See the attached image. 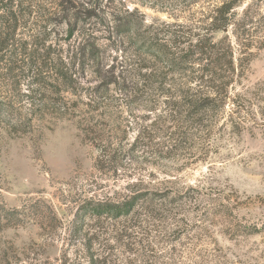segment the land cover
Here are the masks:
<instances>
[{"label":"rangeland","instance_id":"rangeland-1","mask_svg":"<svg viewBox=\"0 0 264 264\" xmlns=\"http://www.w3.org/2000/svg\"><path fill=\"white\" fill-rule=\"evenodd\" d=\"M12 1L0 0V42L13 36L0 45V264H78L88 242L125 264H264V0H234L228 30L213 33L222 0ZM128 21L138 34L119 33ZM166 24L226 36L235 64L250 58L225 110L173 137L185 123H163L162 107L149 111L113 86L103 103L88 98L101 78L92 70L112 58L153 68L145 32L162 38ZM87 35L89 60L76 59L71 77L58 72ZM128 200L132 219L111 221L134 225L123 247L85 206Z\"/></svg>","mask_w":264,"mask_h":264},{"label":"trees","instance_id":"trees-1","mask_svg":"<svg viewBox=\"0 0 264 264\" xmlns=\"http://www.w3.org/2000/svg\"><path fill=\"white\" fill-rule=\"evenodd\" d=\"M11 1L9 0V2ZM233 2L234 0H222L216 4L214 9L215 15L212 16L210 22V31L212 33L228 30L231 25L229 17ZM63 11L69 13L70 8L65 6L63 7ZM126 11L128 12V10ZM128 15L131 17L133 14L129 12ZM124 25H128L129 28L119 33H132L136 35L140 32L139 28L141 25L133 21L128 24L124 23ZM165 26L166 29L163 31L164 35L162 38L157 37L158 30L156 28H152L151 30L148 28L145 32L147 34L145 35L146 38L150 41L146 49L152 54L155 53L151 57V59L155 60L153 68L146 64H138L134 69L127 70L123 64L124 61L114 62L117 61V58H112L111 64H104L99 70H92V73L101 78L98 84L88 91V98H97L99 103L100 101L103 103L106 99H110L108 94L109 87L113 86V90H118L127 97L133 98L137 96L132 102L147 105L149 111L153 112L158 107H162L168 112L161 120L163 123H171L179 119V121L185 123L181 125L183 129H186L189 123L198 128H204L212 118V114H217L219 111L223 112L225 107L229 105V89L235 82V77L239 76L248 65L250 58H248L249 56L243 58V60L241 58L238 62L239 64H235L233 49L226 36L217 40H214L213 36L206 39L203 36L184 30L182 26H175L173 24H166ZM186 33H188L187 36L183 37ZM8 35L6 34L0 42L3 48L12 44L13 36L9 37ZM89 38L90 36L87 35L86 43L72 52L70 56L71 62L68 67L66 65L64 68H61L57 65L56 70L58 72L65 75L68 74L71 77L74 75L72 71L73 67L79 65V62L75 63L76 59L79 61L80 58V62L82 59L89 60L93 49H95L94 43L87 44ZM253 47L252 44L247 43L241 45V49L244 51H249ZM261 47L264 46L259 45L257 48ZM118 49L124 58H126L125 51L120 48ZM156 61H159L160 67L155 66ZM82 64L80 68L87 69ZM133 64L129 63L128 65L131 66ZM238 67L240 68V72L236 73ZM147 69L151 70L148 72ZM104 81L105 83L102 85ZM151 91L162 95L164 100L156 103L154 100L142 98L143 95H148ZM244 119L243 117L242 119L239 118L240 121L236 124L239 130L245 128L243 127ZM144 131L143 129V133ZM143 133H138V139L142 138ZM180 133L186 135L187 129L183 130V132H170L168 136H178ZM133 207L134 202L130 200L122 202H89L85 206L87 213H91L98 218L101 216L105 217L98 228V232L104 236H111L115 239L116 243L119 244L120 242L123 247L126 245L124 239L130 237L129 230L132 232L134 225H122L119 228L114 223L117 220H121L120 218L122 217L128 218L130 216V219H132L131 212ZM111 221L114 223L112 224ZM76 224L73 226V229L78 233L82 232L81 225L76 226ZM92 235V232H89V230L82 234L83 237H88L90 241L91 239L89 238ZM85 251L83 262L78 264H112V261L114 262L113 264H125L118 259L111 260L107 256H99L95 252H92L91 242H88Z\"/></svg>","mask_w":264,"mask_h":264}]
</instances>
